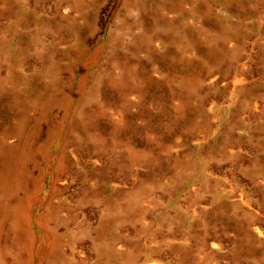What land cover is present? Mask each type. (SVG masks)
I'll return each mask as SVG.
<instances>
[{
	"label": "rangeland",
	"instance_id": "374dc122",
	"mask_svg": "<svg viewBox=\"0 0 264 264\" xmlns=\"http://www.w3.org/2000/svg\"><path fill=\"white\" fill-rule=\"evenodd\" d=\"M6 173L0 264H264V0H0Z\"/></svg>",
	"mask_w": 264,
	"mask_h": 264
},
{
	"label": "bare ground",
	"instance_id": "6f19581e",
	"mask_svg": "<svg viewBox=\"0 0 264 264\" xmlns=\"http://www.w3.org/2000/svg\"><path fill=\"white\" fill-rule=\"evenodd\" d=\"M12 180L11 175L9 173H6L0 178V187L6 189L11 188ZM5 193V192H3ZM3 195V194H2ZM30 209V208H29ZM11 211V210H10ZM34 218V217H33ZM35 221V220H34ZM45 234V233H44ZM2 239V238H1ZM212 244V243H211ZM37 259V258H36ZM35 264V263H34Z\"/></svg>",
	"mask_w": 264,
	"mask_h": 264
}]
</instances>
